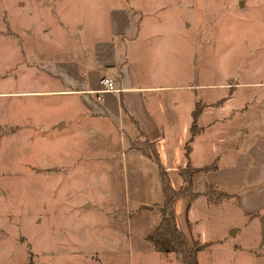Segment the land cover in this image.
I'll use <instances>...</instances> for the list:
<instances>
[{
  "label": "rangeland",
  "instance_id": "1",
  "mask_svg": "<svg viewBox=\"0 0 264 264\" xmlns=\"http://www.w3.org/2000/svg\"><path fill=\"white\" fill-rule=\"evenodd\" d=\"M18 1L8 2L17 8ZM1 2L0 16L4 18L9 4ZM28 3L36 10L32 32L25 33L27 24L20 18L7 24L9 32L0 23V33L9 35L17 28L6 37L7 46L22 43L26 62L31 55L36 62L38 56L39 82L28 77L29 67L24 65L30 59L22 69L0 66V89L28 87L29 83L49 86L42 62L83 52L91 40L104 34L111 8L121 5L135 7L140 23L146 26L144 34L152 43L145 46L144 56L158 49L156 66L162 82L203 84L228 71L237 76L234 72L242 70L247 79H264V0ZM1 39L0 44L5 41ZM29 45L37 54L34 50L29 53ZM10 56L13 53L7 54V60ZM16 74L19 76L14 78ZM203 87L199 92L208 98V89ZM77 98L68 97V102L67 98L42 95L40 113L39 100L6 98L0 93V264H184L174 252L163 258L157 249L146 247L149 242L144 233L155 217L160 218V212L157 207L137 206L131 199H136L139 190L154 193L152 176L141 167L136 169L137 175L124 167L123 145L115 135L106 138L100 133L111 131L105 120L99 124L91 120V131L77 124L78 117L71 110ZM61 116L73 120L72 128L77 124L74 132L64 130V122L60 131H54ZM108 151L113 152L111 156ZM201 209L204 218L199 224L206 226L201 237L212 243L199 251L200 264H257L247 251L232 246L247 237L253 241L254 225H249L246 234L243 215L225 204L216 210ZM234 221L240 231L232 230L227 241L215 242ZM259 264H264V256Z\"/></svg>",
  "mask_w": 264,
  "mask_h": 264
},
{
  "label": "crops",
  "instance_id": "2",
  "mask_svg": "<svg viewBox=\"0 0 264 264\" xmlns=\"http://www.w3.org/2000/svg\"><path fill=\"white\" fill-rule=\"evenodd\" d=\"M3 1L7 4L9 0ZM0 6H3L2 2ZM7 7L9 10L4 11L6 20L0 16L2 27L22 18L27 24L24 31L30 34L35 25V7H29L28 0H19L17 8L10 4ZM106 18L108 23L103 27L104 34L91 40L83 52L47 58L42 62L41 68L50 77L49 86L41 88L29 83L28 87L0 89V93L6 98L15 95L34 102L37 99L40 113L42 95L67 98L68 102V97L76 95L78 103L71 110L78 117L77 124L91 131V120L98 124L105 120L111 131L100 130V133L106 138L115 135L117 142L123 145L120 154L124 167L135 175L138 167L151 174L154 193L136 191V199L131 200L137 202V206L163 202V171L170 177L172 185L179 189L183 181L179 169L192 168L193 189L199 194L191 197L179 193L175 198L178 226L188 242L192 245L198 241L212 243V240L201 237L202 228L206 227L199 224L204 218V209L201 208L216 210L225 204L243 215L246 234L249 225H254L253 241L249 242L247 237L243 242L232 243V246L236 250L247 251L259 264L264 256V187H256L264 184V79H247L243 77L245 71L242 70L234 72L237 76L228 71L227 75L225 73L203 84L162 82L159 66H156L158 49L149 57L144 56L145 46L152 42L149 43L148 34H144L146 26L144 28L140 23L135 7H112ZM9 28H6L8 32ZM15 29L9 35L0 33L3 36H0L1 40H5L0 44V56L4 57L0 66L4 70L11 65L22 69V65L31 59L24 66L29 67V79L34 82L36 77L39 82L38 56L36 62L32 55L26 62L22 43L7 46V38L14 34ZM34 48L29 45V53L34 50L37 54ZM9 53L13 56L7 60ZM24 75L22 73L21 76ZM18 76L16 74L14 78ZM105 76L115 81L118 90H105L99 98L96 91L101 89L100 79ZM201 85L208 89V98L200 94ZM197 103L201 110L194 119ZM61 117L54 131H60L63 122L64 130H76L77 124L71 127V118ZM107 153L109 156L113 152ZM211 185L212 191L209 189ZM159 219L155 217L152 227L142 236L149 242L147 248L156 250L147 235ZM239 229L236 221L231 222L214 241H227L232 230L238 233ZM159 252L160 257L170 256V253Z\"/></svg>",
  "mask_w": 264,
  "mask_h": 264
},
{
  "label": "trees",
  "instance_id": "3",
  "mask_svg": "<svg viewBox=\"0 0 264 264\" xmlns=\"http://www.w3.org/2000/svg\"><path fill=\"white\" fill-rule=\"evenodd\" d=\"M200 110V106L197 103L193 112L194 119H196ZM207 168H210V166ZM179 170L183 180L179 189L172 185L170 177L165 171H163V202H157L153 205H143V207H147L149 209H155V207H157L158 211L160 212V219L147 235V238L159 251L165 254L174 252L184 264H200L198 261L199 251L209 243L206 241H198L196 244H190L185 233L181 231L178 226L175 210V198L179 193H186L191 197H195L199 194L194 191L192 185V174L194 170L189 167L180 168ZM211 187L212 185L209 186V189Z\"/></svg>",
  "mask_w": 264,
  "mask_h": 264
},
{
  "label": "built area",
  "instance_id": "4",
  "mask_svg": "<svg viewBox=\"0 0 264 264\" xmlns=\"http://www.w3.org/2000/svg\"><path fill=\"white\" fill-rule=\"evenodd\" d=\"M101 81V89H98L96 92L97 97L101 98V93L105 92V90H118V88L115 86V81L112 80V78L105 76L100 79Z\"/></svg>",
  "mask_w": 264,
  "mask_h": 264
}]
</instances>
